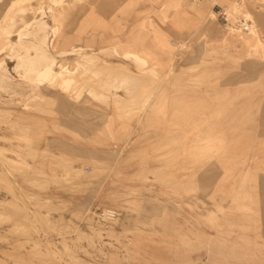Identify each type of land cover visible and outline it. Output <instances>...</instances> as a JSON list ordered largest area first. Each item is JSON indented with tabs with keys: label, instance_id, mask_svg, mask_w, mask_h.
<instances>
[{
	"label": "rangeland",
	"instance_id": "1",
	"mask_svg": "<svg viewBox=\"0 0 264 264\" xmlns=\"http://www.w3.org/2000/svg\"><path fill=\"white\" fill-rule=\"evenodd\" d=\"M0 264H264V0H0Z\"/></svg>",
	"mask_w": 264,
	"mask_h": 264
},
{
	"label": "built area",
	"instance_id": "2",
	"mask_svg": "<svg viewBox=\"0 0 264 264\" xmlns=\"http://www.w3.org/2000/svg\"><path fill=\"white\" fill-rule=\"evenodd\" d=\"M243 26H244V29L249 28V25L247 24V22H245ZM116 214L117 212L115 210L106 209L98 216V219L99 221H102V222H108L110 220H113L116 217Z\"/></svg>",
	"mask_w": 264,
	"mask_h": 264
},
{
	"label": "bare ground",
	"instance_id": "3",
	"mask_svg": "<svg viewBox=\"0 0 264 264\" xmlns=\"http://www.w3.org/2000/svg\"><path fill=\"white\" fill-rule=\"evenodd\" d=\"M68 1H69V0H68ZM83 1L85 2L86 0H83ZM70 2H71V1H70ZM232 29H233V28H232ZM150 31H151V30H150ZM255 33H256V32H255ZM258 44H259V43H258ZM137 59H138V58H137ZM91 60H92V59H91ZM88 62H90V61H88ZM113 73L115 74V72H113ZM61 74H62V73H61ZM72 75H74V74H72ZM112 75H113V74H112ZM118 75H119V74H118ZM68 76H69V74H68ZM70 76H71V75H70ZM129 76H130V75H129ZM66 77H67V76H66ZM73 77H74V76H73ZM114 77H115V76H114ZM117 77H118V76H117ZM117 77H115V78H117ZM120 77H121V76H120ZM67 78H68V77H67ZM131 78H133V77H130V79H131ZM138 79H139V78H138ZM66 80H69V78L66 79ZM115 80H116V79H115ZM125 80H126V78H125ZM69 82L71 83V80H70ZM134 82H135V81H134ZM123 83H124V82H122V80H121V83H120V84L123 85ZM125 83H127V82H125ZM129 84H130V83H127V84H125V85H128V86H129ZM134 84H135V83H134ZM137 84H140V82L137 83ZM130 85H132V84H130ZM128 86H127V87H128ZM132 86H133V85H132ZM123 87H124V86H123ZM123 87H122V88H123ZM133 87H136V86H133ZM120 88H121V87H120ZM124 88H125V87H124ZM131 88H132V87H131ZM136 88H137V87H136ZM127 89H128V88H127ZM127 89H126V90H127ZM132 89L134 90V88H132ZM129 91L131 92V90H129ZM132 92H133V91H132ZM89 95H90V94H89ZM144 101H145V100H144ZM192 148H193V147H192Z\"/></svg>",
	"mask_w": 264,
	"mask_h": 264
}]
</instances>
